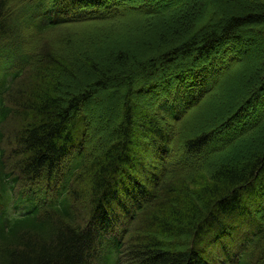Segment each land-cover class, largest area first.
Segmentation results:
<instances>
[{"label": "trees", "instance_id": "trees-1", "mask_svg": "<svg viewBox=\"0 0 264 264\" xmlns=\"http://www.w3.org/2000/svg\"><path fill=\"white\" fill-rule=\"evenodd\" d=\"M220 1L214 22L201 1L0 0V264H264V70L175 145L231 64L247 63L220 58L225 42L264 35V0ZM48 13L59 21L32 25ZM85 23L101 27L33 48ZM146 80L148 111L134 98ZM111 91L125 93L110 107L119 120L109 115L103 137L98 117L102 141H87V108ZM146 136L157 171L142 161Z\"/></svg>", "mask_w": 264, "mask_h": 264}, {"label": "rangeland", "instance_id": "rangeland-1", "mask_svg": "<svg viewBox=\"0 0 264 264\" xmlns=\"http://www.w3.org/2000/svg\"><path fill=\"white\" fill-rule=\"evenodd\" d=\"M17 1L18 0H10V6L16 7L18 5ZM162 1L166 2L165 5L168 8H172L174 6L175 7L181 6L184 2H188V3L196 2L197 3L199 1H201L202 2L201 13H204L207 7H212L214 10H216V15H215V17H213L214 22H216L220 17V4L221 3L228 4L227 1H220V0H218V3L216 0H162ZM207 5H210V6H207ZM90 10H92V9H90ZM94 24H93V26H92V23L71 24V25L62 26L60 29H58V32L57 31L56 32H49L50 34L45 35V38L47 39L46 42L44 41V38H42V37H40L39 39L34 37V39L36 41L33 40V42H32V44L35 45L33 48L39 46V45H37L39 41H42L41 44H44L47 42L55 43L63 35L73 34L76 32H83V31H92L91 29L97 30L101 27L100 24L96 25V26ZM26 32L31 33V31L28 29H26ZM227 42H228V45L225 46L224 48H222V53H225V54H222L220 58H223L224 60L227 59L228 56L230 55L229 52L231 51L232 53H235V55H239V57L241 59H244V61H247V63L245 65L239 67V68L235 67V65L231 64L232 72H231V74H228L226 76L225 83L222 86L220 92L215 97V99L211 100L208 103L205 100H204L205 102L201 101V103L199 105L200 106L199 107V109H200L199 114L200 115H198V116L195 115L196 114L195 110H197V109H195L194 111H192V113L190 115H188L184 119V126L181 129V132L179 133V135L176 137L177 142L175 143V145H179L180 143H182L185 134L195 124H197L198 118H201L203 120L204 119L211 120L212 117H214V115L216 114V111L221 110L222 106L229 105L230 103L232 104L233 102H235V100L238 99L239 96L246 93L247 86L250 83L249 79L257 76V74H259V71L264 70V35L259 34L257 32V28L244 29L241 32H239L238 34H236L235 36H233L232 38H230L229 40H227L225 43H227ZM240 44H242V45H240ZM237 45L239 46V48L237 47L238 49L236 48ZM57 47H61V46H57ZM62 52L67 56L70 55L69 54L70 52L68 53L67 50L62 49ZM82 53L83 52H81L79 54L81 55ZM84 54H88V53H84ZM101 56L100 55L98 56L99 60H100ZM223 59H221V60H223ZM188 73L189 72H186V75H188ZM83 77H84V75H83ZM136 79H138V78H136ZM162 80H163V78L160 75H158L156 82H162ZM175 80H176L175 78L172 79L171 83L175 82ZM147 81L148 80L143 82L144 83L143 92L138 96L134 95V98L136 99V101L139 102V103L138 102L137 103L141 105L140 107L145 108L144 110L148 111L149 109H152V107L149 106L148 100L151 99L153 94H152L151 90H149V91H148V89L146 90V88L149 87V85H150L149 82H147ZM136 88H138V83H137V85L135 84V86L133 88V92ZM150 88H151V85H150ZM261 91H262V89L259 90L258 92H261ZM111 92L101 93L97 98L93 99L90 102L89 107L87 108L86 112H87V114L90 115L91 121H92L91 124L88 126L90 134H88L87 141H89L90 139H91L90 141H94V140L95 141H99V140L102 141V138L99 134V131H97V129H96L97 134L95 135L94 134L95 128L93 129L94 124L96 123L94 120H96V119L99 120V118H101L100 125L102 127L103 137H105V135L108 137L110 136L107 132V129H106V123H107L106 121L110 115V113H109L110 107L111 108L113 107V103L115 102V100L121 99L125 95V93L122 91H115V92L111 91ZM261 98L264 99V94L261 95ZM196 108H198V107H196ZM262 109H264V102L261 105V108L259 111H261ZM111 115H113L111 118L112 122L115 123V121L119 120L118 112H114L113 114L111 113ZM96 125H97V123H96ZM201 125H203V124H201ZM98 130H100V129H98ZM98 134H99V136H98ZM150 141L151 140L148 136L144 137L142 139V141H140L142 143H144V142L149 143L151 148H150L148 153H145L142 150V148H139V149H140L141 155H143L142 161L147 164V168L149 169V167H150V169H152V170L155 169V171H157L158 167L160 166V160H159L160 158L156 155L155 150L152 148V143L154 140H152L151 142ZM148 163L152 164V166H149ZM123 177L125 178V181H127V176H123ZM260 177H261V179H264V170H263L262 174H260L257 181L260 179ZM117 185H118V187L123 185V181H121V178L119 179ZM127 186H130V183L128 181H127ZM256 215H257V212H256ZM257 218L259 219V222L264 221V217L261 218V214H259V216L257 215ZM247 227L248 226L245 225V228H247ZM225 239H227V238H224V240ZM211 242L212 243L215 242V244L220 246V243L219 244H218V242L216 243V241L214 239H212ZM214 249L215 248H213V250ZM214 252H216V251H214ZM263 261L264 260H261L260 262L262 263Z\"/></svg>", "mask_w": 264, "mask_h": 264}]
</instances>
